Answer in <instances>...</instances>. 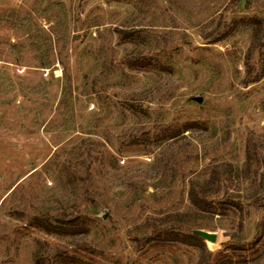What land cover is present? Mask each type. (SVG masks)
I'll return each instance as SVG.
<instances>
[{"label": "rangeland", "instance_id": "1", "mask_svg": "<svg viewBox=\"0 0 264 264\" xmlns=\"http://www.w3.org/2000/svg\"><path fill=\"white\" fill-rule=\"evenodd\" d=\"M164 227L264 264V0H0V264H198Z\"/></svg>", "mask_w": 264, "mask_h": 264}, {"label": "trees", "instance_id": "2", "mask_svg": "<svg viewBox=\"0 0 264 264\" xmlns=\"http://www.w3.org/2000/svg\"><path fill=\"white\" fill-rule=\"evenodd\" d=\"M118 32L120 33V39L121 40H127V39H131L136 35V30L134 29H121L118 28L117 29ZM127 64L129 67L134 68V69H138L141 67L146 66L148 63L141 60L140 56L137 54H132L130 56L127 57ZM185 130H181L179 132H177L178 134H180L181 132L183 133ZM178 134H173V137L178 135ZM217 170L215 169L214 171V176L213 179H211L207 184H205V186L201 187V190L203 195H201L200 190H197V188L194 186L191 190V200L192 202L199 208L200 212L197 213V215H201L204 212H209V213H217V206L215 205V203L211 200L208 199L207 195H206V191L211 187V185L214 183L215 181V174ZM175 216L177 217H188V214H176ZM170 218V216H169ZM47 227L48 231L52 232H58L61 229H63L65 226L61 221H50V220H44L42 221ZM74 225V221L70 222V227ZM160 234V238L163 240H178L181 241L183 243L186 244H191V245H195L200 249V259L198 264H211L208 263L209 261V257H210V253L207 250L206 247V243L205 240L200 237L198 234H193V233H183L181 231H178L176 229H173L171 227H164L162 229H160L159 231ZM38 261V264H45L41 258H36ZM71 260V264L73 261V258H68ZM233 264V260L230 258H223V259H218L216 261L215 264Z\"/></svg>", "mask_w": 264, "mask_h": 264}, {"label": "water", "instance_id": "3", "mask_svg": "<svg viewBox=\"0 0 264 264\" xmlns=\"http://www.w3.org/2000/svg\"><path fill=\"white\" fill-rule=\"evenodd\" d=\"M196 100H198L199 102H202L203 101V97H196ZM106 215H107V212L105 213L104 216L106 217ZM204 236L207 239L212 240V241H214L216 239V236L214 234H204Z\"/></svg>", "mask_w": 264, "mask_h": 264}]
</instances>
